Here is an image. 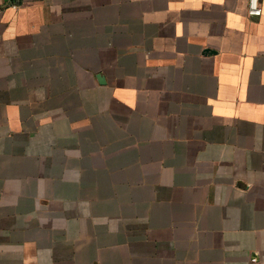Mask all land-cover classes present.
<instances>
[{"label": "crops", "instance_id": "obj_1", "mask_svg": "<svg viewBox=\"0 0 264 264\" xmlns=\"http://www.w3.org/2000/svg\"><path fill=\"white\" fill-rule=\"evenodd\" d=\"M248 4L0 0V264H264Z\"/></svg>", "mask_w": 264, "mask_h": 264}, {"label": "built area", "instance_id": "obj_2", "mask_svg": "<svg viewBox=\"0 0 264 264\" xmlns=\"http://www.w3.org/2000/svg\"><path fill=\"white\" fill-rule=\"evenodd\" d=\"M15 8V6H12ZM261 14V8L258 4V0H249L248 4V15L253 17H258Z\"/></svg>", "mask_w": 264, "mask_h": 264}]
</instances>
